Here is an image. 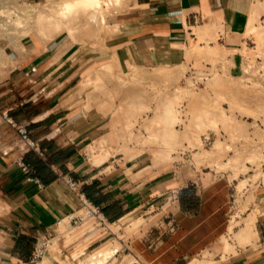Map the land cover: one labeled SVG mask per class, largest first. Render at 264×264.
Wrapping results in <instances>:
<instances>
[{"label": "crops", "instance_id": "obj_1", "mask_svg": "<svg viewBox=\"0 0 264 264\" xmlns=\"http://www.w3.org/2000/svg\"><path fill=\"white\" fill-rule=\"evenodd\" d=\"M252 5L253 0H128L120 28L105 47L68 29L47 40L33 35L6 45L7 65L0 69V264H30L38 238L56 233L57 218L81 205L68 175L102 207L111 227L131 231L116 247L115 230L91 218L36 264H81L85 254L107 245L118 248L107 262L118 259L115 264H264V184L255 189L241 227H231V181L225 174L208 176L190 150H182L175 97L137 100L145 113L135 132L140 141L132 143L130 104L116 99L122 110L114 113V70L108 66L119 61L128 72L135 63L148 69L142 74L152 75L154 83L171 88L177 75L171 67H194L191 43L209 41L232 50L229 70L242 74V55L233 50L247 39ZM101 75L108 76L104 83L92 84ZM166 79L171 82H161ZM128 90L121 86V96ZM5 112L16 124L3 118ZM19 158L43 185L27 178ZM252 214L254 234L242 241L238 233Z\"/></svg>", "mask_w": 264, "mask_h": 264}, {"label": "rangeland", "instance_id": "obj_2", "mask_svg": "<svg viewBox=\"0 0 264 264\" xmlns=\"http://www.w3.org/2000/svg\"><path fill=\"white\" fill-rule=\"evenodd\" d=\"M49 1L51 0H0L1 72L7 65L4 51L6 45H17L22 39L29 40L33 35L42 36L47 40L61 30L67 29L63 26L59 29L53 19L39 17V12ZM127 2L128 0H110L109 6H106L104 0H100V10L94 13L90 22H84L83 12L80 9L73 11L78 16L77 25H81L78 36L82 39L95 37L98 46H107L106 39L120 28V14ZM255 3L260 15L257 26L264 29V0H253V4ZM102 15L107 17V23L101 21ZM93 24L95 26L97 24L98 28L95 26L93 28ZM96 28L99 30L94 33L92 30ZM84 30L88 33L86 34ZM246 37L243 46L233 50L239 51L242 55V74H235L229 70L228 53L232 50L222 51L217 44L211 46L207 41L205 45H200L197 41L192 42L190 47L195 66L182 64L171 67L176 71V82L173 87L168 86L166 89H163L161 84L154 83L152 75L142 74L144 70H148L146 67L129 62L130 69L124 72L119 61L113 60L109 63L114 70L112 80L116 87L113 91L114 113L118 114L122 110L121 106H116V99H128L130 104L127 112L130 121L128 129L130 142L140 141L135 132L140 127L139 119L145 113L143 108L136 106L137 100L143 95L149 98L158 96L161 100H171L175 97L177 137L181 141L182 150L189 149L193 162L200 169L202 168V171H206L208 176L211 177L214 173L225 174L231 181L229 211L232 219L230 224L234 229L241 227L242 217L248 213L247 208L253 201L255 189L264 184V43L258 40L255 33H246ZM113 50L116 51V47H113ZM116 62L120 66H117ZM95 63L97 64L93 62V65H98V62ZM85 67H88V64ZM186 71L188 73L185 75ZM184 75L185 77L180 80ZM107 77V75L98 76L92 84L104 83ZM161 82L168 84L171 80L166 79ZM121 86L129 89L125 91L123 97ZM142 86L145 88L144 91H139ZM223 90L228 92L227 95ZM199 109L208 113L199 116L197 113ZM144 120L147 121L148 118ZM140 135H142L141 131ZM205 136H209L210 139L206 141ZM184 139L189 142L188 146L182 143ZM218 141L225 148L216 151ZM114 226L116 227L112 229L118 236L115 240L116 247H121L118 239L130 232L131 227L125 231L120 229L119 224ZM94 252L85 254L81 264H88ZM114 261L107 264H115L118 259Z\"/></svg>", "mask_w": 264, "mask_h": 264}, {"label": "bare ground", "instance_id": "obj_3", "mask_svg": "<svg viewBox=\"0 0 264 264\" xmlns=\"http://www.w3.org/2000/svg\"><path fill=\"white\" fill-rule=\"evenodd\" d=\"M109 4H110V0H104V5L109 6ZM100 5H101L100 0H80V1H78V0H51L45 5V7L43 9H41V11L39 12V17L41 19L46 18V17H48L49 19H53L58 24L59 29L61 28V26L66 27L69 30L71 35L76 36V35H78V33H80V26L81 25L80 26L77 25L76 18L78 16L75 13H73V11H75L76 9H80L83 12L84 22H90V20L93 18L94 13L100 10ZM257 7L258 6L255 3L253 5V10H252V14H251V17H250V20H249V23H248V27H247L246 33H248V34L249 33H255L257 35V37H258V40L260 42L264 43V29H262V28L257 26V20L259 19V16H260L259 13H258V8ZM101 21L103 23H105V22L107 23L108 19H107V17L105 15H102L101 16ZM90 25H92V24H90ZM94 26L95 25L93 24V28H94ZM95 27L98 28L97 24H96ZM97 28H96V30H92V31L94 33H96L95 31L99 30L100 26H99V29H97ZM84 31L86 33V30H84ZM88 31H89V28H88ZM88 31H87V33H88ZM90 35H91V33H90ZM215 47H217V46H215ZM215 47H213V48L215 49ZM213 48H211V49H213ZM217 53L218 52H216V54ZM103 66H105V65H103ZM108 66H110V65H108ZM225 87L227 88V86H225ZM220 88H221V86H220ZM226 90L225 91L223 90L224 91L223 93H226ZM227 93H226V95H227ZM207 107H209V106H207ZM197 113L200 116V115H205L208 112L206 110H201L200 111V109H199ZM224 148L225 147H223L221 145L220 141H218L216 143V147H215L216 151L217 150H222ZM254 217H255L254 214L250 215L245 220L244 226L240 229L238 235H239V237L241 238L242 241L245 240V239H251L252 238V236L254 234L253 233ZM117 249L118 248L111 247V246H106V247L98 249L97 251H95L91 255V257H90V259L88 261V264H106L107 262H109V258L114 255V253H115V251Z\"/></svg>", "mask_w": 264, "mask_h": 264}, {"label": "built area", "instance_id": "obj_4", "mask_svg": "<svg viewBox=\"0 0 264 264\" xmlns=\"http://www.w3.org/2000/svg\"><path fill=\"white\" fill-rule=\"evenodd\" d=\"M3 118L16 124V122L12 119V117L5 112L3 114ZM19 131L22 136L30 140L32 144L35 142L29 138L28 130L20 126ZM206 141L210 139L209 136H205ZM17 164L22 168V170L27 174V178L29 180H35L40 185H43L38 178L32 177L31 174L33 172V168L29 163H27L24 159L19 158L17 160ZM66 181L69 186L78 192L81 198V205L74 210L67 212L65 215L57 218L55 221V232L47 236H43L38 238L35 248L31 254L29 262L36 263L40 262L44 259L45 255L49 250L57 246L62 237L69 235L75 227L86 222L91 218H95L97 221V225L100 228H112L111 223L106 218L105 212L102 207L96 203H94L90 198H88L84 192L80 191L78 188V181L72 176H66Z\"/></svg>", "mask_w": 264, "mask_h": 264}]
</instances>
